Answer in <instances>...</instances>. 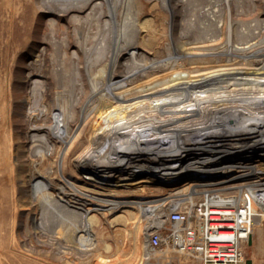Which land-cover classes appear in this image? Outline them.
<instances>
[{
	"label": "bare ground",
	"instance_id": "1",
	"mask_svg": "<svg viewBox=\"0 0 264 264\" xmlns=\"http://www.w3.org/2000/svg\"><path fill=\"white\" fill-rule=\"evenodd\" d=\"M134 1L54 0L69 5L48 20L47 43L63 47L55 55L58 62L46 74L39 58L33 59L23 75L25 148L34 159L57 153L56 181L38 171L36 161L30 173L54 198L41 213L52 216L42 220L35 214L30 225L51 238L56 227H75L76 239L82 238L81 227L92 229L101 219L110 224L107 216L115 208L131 207L129 217L136 214L132 209L141 210L139 201L115 197L116 190L78 185L66 177L65 158L89 130L77 165L95 173L127 172L122 182L132 189L148 179L133 177L170 175L172 161L188 151L224 141L229 146L250 139L264 144V0H147L170 13L171 26L180 20L187 31L182 49L168 52L165 60L149 58L140 49L137 38L148 31L139 25L144 13ZM61 19L79 26L75 41L65 33L55 37ZM44 54L42 46L38 56ZM65 56L70 68L64 66ZM105 58L102 77L97 65ZM86 247L75 246L78 252Z\"/></svg>",
	"mask_w": 264,
	"mask_h": 264
},
{
	"label": "rangeland",
	"instance_id": "2",
	"mask_svg": "<svg viewBox=\"0 0 264 264\" xmlns=\"http://www.w3.org/2000/svg\"><path fill=\"white\" fill-rule=\"evenodd\" d=\"M137 1H134V7L141 8V14L144 13L138 21L139 25H145L148 31L145 35H139L137 41L142 46L140 49H144L146 56L165 60L168 52L182 49L184 46L182 44L185 42L182 37L187 31L181 21L179 20L177 24L172 22L171 26L170 13L167 10L158 4L151 5L152 3L147 0ZM68 6L56 5L54 0H0V264H188V262H198L187 254L171 250L166 253H155L146 260L144 258L145 230L141 211L132 209L136 214L129 217L130 213H127L131 209L129 206L115 208L113 213L107 216L111 221L110 224L99 218L101 220L92 229L89 225L81 227L82 238L77 237V239L75 227H70L71 229L56 227L58 232L54 234V238L53 236L51 238L47 233H40L38 229L30 225L35 214L41 216L42 220L49 219L51 214L48 213L49 216L45 215L47 217L45 218L41 213L44 208H50L54 202L53 193L31 178L33 162L36 161L35 168L51 180L56 181L59 173L56 168V152L49 156L42 154L34 159L25 148L24 128L27 122L22 116V99L26 96L22 85L23 75L31 67L29 63L33 59L39 58V69L46 74L58 62L55 55L61 53L63 47L58 44H48L51 35L48 20L51 16L66 10ZM144 21L147 24H144ZM59 22L54 29L55 37L59 38L66 34L67 40L75 41L73 31L76 28L79 30V26L65 19ZM214 41L218 45L225 44L224 41L223 44L220 43L221 39ZM42 46L45 47L46 55L39 57ZM80 59L79 64L82 65V54ZM64 60V66L70 68L72 64L68 56H65ZM104 60L106 61L102 60L97 65L103 72L102 77L107 67V59ZM95 122V119L91 120L90 129ZM90 132L89 130L86 136L79 137L78 142L65 158L64 173L72 182L86 187H96L105 192L109 189L116 190L115 197L136 200L139 201L138 204L164 191L167 184L165 180L157 176L142 174L133 177L132 180L148 179L141 180L138 182L141 185L132 189L124 185L125 181L122 182L121 177L130 176L127 172L104 174L97 171L95 173L84 165L78 166L75 157L89 144ZM64 230L66 232L63 234ZM59 239L64 240L63 243L66 244L64 247H60L57 243ZM75 246L86 247V249L78 252ZM246 255L252 260V264H264L262 218L257 220L253 242L247 246Z\"/></svg>",
	"mask_w": 264,
	"mask_h": 264
},
{
	"label": "built area",
	"instance_id": "3",
	"mask_svg": "<svg viewBox=\"0 0 264 264\" xmlns=\"http://www.w3.org/2000/svg\"><path fill=\"white\" fill-rule=\"evenodd\" d=\"M250 140L188 151L157 176L164 191L140 202L147 258L171 250L202 264H247L264 222V144Z\"/></svg>",
	"mask_w": 264,
	"mask_h": 264
},
{
	"label": "crops",
	"instance_id": "4",
	"mask_svg": "<svg viewBox=\"0 0 264 264\" xmlns=\"http://www.w3.org/2000/svg\"><path fill=\"white\" fill-rule=\"evenodd\" d=\"M188 264H201L199 261L194 263V262H188Z\"/></svg>",
	"mask_w": 264,
	"mask_h": 264
},
{
	"label": "water",
	"instance_id": "5",
	"mask_svg": "<svg viewBox=\"0 0 264 264\" xmlns=\"http://www.w3.org/2000/svg\"><path fill=\"white\" fill-rule=\"evenodd\" d=\"M253 262H252V260L251 259H248L247 260V264H252Z\"/></svg>",
	"mask_w": 264,
	"mask_h": 264
}]
</instances>
